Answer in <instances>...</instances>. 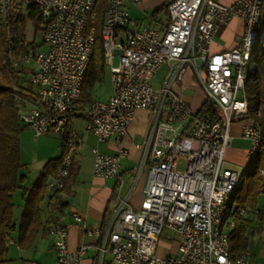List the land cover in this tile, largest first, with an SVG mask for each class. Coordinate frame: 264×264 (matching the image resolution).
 I'll use <instances>...</instances> for the list:
<instances>
[{
    "label": "built area",
    "instance_id": "obj_1",
    "mask_svg": "<svg viewBox=\"0 0 264 264\" xmlns=\"http://www.w3.org/2000/svg\"><path fill=\"white\" fill-rule=\"evenodd\" d=\"M33 1L26 0L27 7ZM142 1H113L109 26L113 93L108 100L97 101L94 112L84 116V130L98 142L122 141L135 112L150 111V130L134 144L141 151L140 166L124 191L122 159L129 150L120 146L116 154L96 151L94 174L118 181L111 214L103 228L88 226L78 214L73 218L95 238L97 264H104L106 254L116 264H232L226 259L224 239H230L249 210L235 207L227 233L216 236L217 208L236 175V170L225 166V154L233 122L246 120L239 66L244 64L259 24L261 0H233L231 4L170 0L169 24L164 31L150 25L138 27L126 3L140 5ZM94 9L95 0H45L42 49L31 48L32 57L26 59L27 65L35 64L31 82L38 90L20 93L18 116L35 137L62 135L73 124L84 82L81 71H87L94 51ZM235 17L244 22L235 47L212 52L215 35ZM163 66L168 68V77L155 86L152 81ZM190 72L206 94L207 113L200 112L202 105L194 109L176 90L183 87ZM164 82H173V90H164ZM18 88L25 90L22 84ZM72 135L65 139L58 170L48 179L49 192L63 173ZM242 136L250 142V154L260 146L261 127L245 122ZM143 174V198L135 206L131 197ZM165 229L175 234L170 239L176 249L158 255ZM52 235L58 264H79L87 246L69 248L67 225ZM241 264H251L249 257L242 254Z\"/></svg>",
    "mask_w": 264,
    "mask_h": 264
},
{
    "label": "trees",
    "instance_id": "obj_2",
    "mask_svg": "<svg viewBox=\"0 0 264 264\" xmlns=\"http://www.w3.org/2000/svg\"><path fill=\"white\" fill-rule=\"evenodd\" d=\"M106 0H101L97 6L98 18L92 22L96 26L95 46L90 64L85 73L79 106L75 117H83L86 108L93 101L88 93L96 81L105 76V54L102 43V28L104 25ZM167 10V4L162 8ZM264 18V5L262 9ZM31 22L36 29H44V21L40 15L39 7L31 4L24 6L17 14L11 13L6 22L0 23V264H9V242L12 233L18 232V243L21 247L34 244L40 234H49V225L58 220L49 216L46 222L42 218V205L46 198V185L48 179L58 170L65 153V139L72 132V124H68L66 132L62 134V152L59 157L48 160L37 179L30 187H25L26 177L21 174L24 164L21 160L20 137L23 128L19 119L21 74L23 69L15 70L11 65V56L24 53L38 45L26 39L28 23ZM11 35V38L9 37ZM244 97L249 102V115L247 119L256 121L262 130V140L254 157L242 172V176L235 193L232 196L228 218L233 219L235 207L249 205V211L254 210L260 203L261 194L264 193V39L257 57L256 66L248 74L245 84ZM209 103L205 100L201 113L209 111ZM259 111V115L256 112ZM28 127V126H27ZM79 172L77 152L72 156V163L65 187L60 191L52 192L53 197L59 198L75 181ZM23 191V212L19 225L15 221L14 193ZM52 204L49 207L52 208ZM251 209V210H250ZM109 216V215H108ZM261 218V216H260ZM108 220V217L107 219ZM251 219L243 218L230 235V251L232 259L246 254L249 243V225ZM262 221V218H261ZM106 224V223H105ZM104 224V226H105ZM19 226V227H18Z\"/></svg>",
    "mask_w": 264,
    "mask_h": 264
},
{
    "label": "crops",
    "instance_id": "obj_3",
    "mask_svg": "<svg viewBox=\"0 0 264 264\" xmlns=\"http://www.w3.org/2000/svg\"><path fill=\"white\" fill-rule=\"evenodd\" d=\"M169 1L170 0H145L144 4L142 5V9L143 11H146V9L150 6L153 8V11L150 15V20L152 22H155L154 25L152 23L145 24L144 21H139L138 17H134V13L138 10L137 8L135 9V5L131 3H126V5L130 10L131 17L137 22L140 29L144 28L147 25H150L164 31L169 24V15L167 10H162V8L166 4H168ZM217 1L223 4H231L233 2V0ZM243 32V20L238 17L232 18L226 25V27H222L216 34L218 35L222 33V35L225 36L229 40V42L221 45L216 42L215 35L214 40L211 44V51L222 52L234 48L236 42L241 37ZM167 77L168 68L167 66H163L153 80H157L160 85ZM158 78H160V80ZM186 78H189L192 83L193 81H195L193 72L188 73ZM195 84L196 86H199L196 81ZM176 90L182 94V88L177 86ZM186 99L189 102L193 103L192 99ZM84 116L83 118L85 119ZM247 116H245L246 120H235L231 126V137L225 154V166L233 170H244L249 162L250 142L248 139L242 136L243 124L245 122H250V120L247 119ZM76 118L77 117H75V119ZM152 118V113L150 111L143 109L137 110L134 114V119L129 127L128 134L125 138L122 139V141H118L116 138H111L106 142H97L98 140L96 139V137L93 134L87 132V134L90 135L89 139L91 140L93 138L96 141L91 142L93 144L91 150L93 153V161L96 155V151L106 154H116L120 146H124L129 150V155L122 159V176L125 182V186H127L125 191L130 187L132 179H135V170L140 166L141 161V151L136 149L134 144L142 140L148 134L152 124ZM71 130L72 134L81 138V143L78 144L75 150L77 152V162L79 165L78 175L75 181L68 188V190L61 194L59 198L53 197V194H51L52 192H49L46 189L47 194L42 205L41 214L44 222L48 220L49 216H53L58 220L59 223H63L69 227V248L71 250H76L82 245L87 246V251L81 257L79 264H97L95 238L89 236L86 233L84 227L74 220L73 214L82 216L86 220L87 225L90 227L103 228L104 224L108 222V220H106L107 217L109 219V216L111 214L113 199L116 193V185L118 181L116 178H102L96 176L94 173L91 175L89 174V176L84 175L82 178L84 169L81 166V149L83 148V146H85L87 134H79L76 130L74 121ZM84 132L86 131L84 130ZM44 151L47 150L45 149ZM61 152L62 145L60 151L58 149V151L53 153L54 155L52 157L44 155L41 159V162H43V166L41 170H39V173L42 171L45 163L48 160L59 157ZM130 172H133V175L130 180H126V175ZM26 182L27 179L24 184L25 187H30L35 181H32L30 185H28V183ZM127 182L129 183L127 184ZM137 187H139V191L137 193H133L131 201L139 206L143 198V192L141 184H138ZM51 204L53 205L52 208L49 207V205ZM245 207L248 208L249 205H246ZM255 210H258V212L256 213ZM260 216L262 218V221ZM246 217L252 220L251 224L249 225V243L246 250V255L249 257L251 264H264V193L261 194L258 207L254 210L248 211ZM45 236L48 237L49 234H40L35 240L34 244L26 248L21 247L18 243V252H14L12 253L13 255H9V264H50L46 263V261L43 259L44 257L42 258L40 252V248H42L41 238H44ZM16 238L17 237L14 238L15 241L11 238L9 243H11L12 241L13 243H16ZM51 249H53L51 250V253L54 254V259L51 264H55L56 250L54 245L51 247ZM104 264L116 263L112 261L110 254H106Z\"/></svg>",
    "mask_w": 264,
    "mask_h": 264
},
{
    "label": "rangeland",
    "instance_id": "obj_4",
    "mask_svg": "<svg viewBox=\"0 0 264 264\" xmlns=\"http://www.w3.org/2000/svg\"><path fill=\"white\" fill-rule=\"evenodd\" d=\"M145 0L142 1L140 5H135V9L138 10L134 13V17H138L139 21H144L145 24L152 23L153 25L155 22H152L150 20V15L153 11V8L150 6L146 9V11H143L142 5L144 4ZM169 3V2H168ZM168 5V4H167ZM261 25V24H260ZM226 27V25L224 26ZM42 33L43 30H38L35 28V26L29 22L27 27V33H26V39L29 41H33L34 44L38 45V49H42ZM264 34V30L261 31L260 39H262V36ZM216 42L224 45L225 43L229 42V40L222 35V33L216 35ZM119 61V57L116 56L114 58V64L117 65ZM252 61L250 62V66L246 69V73L249 74L252 72L251 69ZM24 72L21 74V80L20 84L25 89H31L33 92H36L38 90L37 86L35 84H32L31 82V72L33 69H35L34 62H31L30 64L25 66ZM195 77V76H194ZM160 80V78H158ZM195 81L197 82L196 78ZM195 81L193 83L188 78H184L183 81V87H182V94L189 99H192L193 103L190 102L192 107L194 109L200 108L202 103L206 100V94L204 90L200 86H196ZM155 86H159V82L157 80L152 81ZM181 88V87H180ZM88 93L92 97L93 100L98 101H106L110 98V96L113 93V87L111 83V74H110V65L109 63H105V76L103 79L96 81L91 89L88 90ZM242 95H245V87L242 90ZM74 124L76 127V130L79 134L86 133L84 132L85 128V119L83 117H77L74 120ZM20 125L23 128V132L20 137V146H21V160L24 164L23 168L21 169V174H24L28 185L32 181H35L39 170H41L43 166V162H41V159L44 155H48L49 157H52L56 151H60L61 149V141H62V135L60 134H54V135H45L40 137H35L33 131L27 127V124L24 121H20ZM89 134H87L86 140H85V146L81 149L82 151V157H81V166L84 169V173L82 174V178L84 175L93 174V153H92V147L93 144L91 142H96L95 139H89ZM98 142V141H97ZM47 151H44V150ZM46 153H44V152ZM44 153V154H43ZM182 164H180V168H182ZM133 173V172H132ZM131 172L126 175V180H130L132 177ZM144 178L145 175L143 174L140 178V181L138 184H141V187H143L144 184ZM129 182H127L128 184ZM138 186V185H137ZM135 188L134 193H137L139 191V187ZM127 188V186L124 187V191ZM14 201H15V221L19 225L20 219L22 217L23 212V205H24V199H23V191L22 189H18L14 195H13ZM135 206L134 202H132ZM19 227V226H18ZM16 238V243H9V255H13L12 253L18 252L17 251V245H18V232L12 233L11 238ZM10 238V239H11ZM175 234L169 230L165 229L163 231V234L161 236V246L158 247V255H165L168 252L173 251L176 249V244L174 241ZM15 241V239H14ZM42 242V248H40L41 256L46 261V263H52L54 259V254L51 253V247L54 245L53 238L50 236H45L44 238H41ZM55 264H58L57 262V253L55 257Z\"/></svg>",
    "mask_w": 264,
    "mask_h": 264
},
{
    "label": "bare ground",
    "instance_id": "obj_5",
    "mask_svg": "<svg viewBox=\"0 0 264 264\" xmlns=\"http://www.w3.org/2000/svg\"><path fill=\"white\" fill-rule=\"evenodd\" d=\"M101 0H95V9L93 13V20L94 22L98 18V11L97 6ZM113 1L114 0H106V12H105V19H104V25L102 28V43L104 48V56H105V63H109L110 65V74H111V82H112V63L111 58L109 55L110 50V35H109V26L111 25V13L113 8ZM33 4L39 7L40 15L44 17V10H45V0H36L33 1ZM27 5L26 0H0V23L6 22L9 18L11 13H18L21 9L23 10L24 6ZM264 5V0H261V4L259 5V14H260V20L258 27L255 28V33L252 35V42H250V47L247 48V55L245 57L244 64H241L239 66V87L240 92L245 87L248 74L246 73V69L250 66V62L252 61L251 69L255 68L256 66V57L258 54V51L260 47L262 46V41L264 39V34L262 36V39L259 40L261 31L264 30V18H262V9ZM261 24V25H260ZM92 34H93V40H94V46H95V34H96V26L92 24ZM9 37L11 38V35L9 34ZM94 52V51H93ZM27 57H32V49L21 53L19 55H13L11 56V65L15 70L23 69L25 70V66L27 65L26 59ZM26 71V70H25ZM86 71H81V80H84ZM164 90H173V82H164ZM19 101V110L21 107V97L18 96ZM243 99V111L244 115H249V102L248 100L242 95ZM98 100H93L88 107L86 108L85 113H92L94 112L95 106H97ZM257 115H259V111L256 112ZM251 127H260V124L256 121H250L248 122ZM81 143V138L72 135V146H67V154L65 155V162L63 166V173H60V179L56 183H54L53 189H51V192L60 191L65 187L66 179L69 175L70 166L72 163V156L78 146V144ZM259 147H254V152H251L249 154V158L254 157L257 154ZM243 170H236V175H234L233 184L228 186L227 192H225L224 197H222V203L219 204V208H217V227H216V236H224L225 233H227V227L228 225H231V218L226 217L227 213L230 208L231 199L233 194L235 193L238 184L240 182L241 176H242ZM123 184H125L123 179ZM66 225L59 222H51L49 225V236L53 238L52 232L58 230V229H65ZM224 247L226 250V259L227 262H230L232 264H241V256L236 259H232L231 257V251H230V239H224ZM244 256H247L244 254Z\"/></svg>",
    "mask_w": 264,
    "mask_h": 264
}]
</instances>
